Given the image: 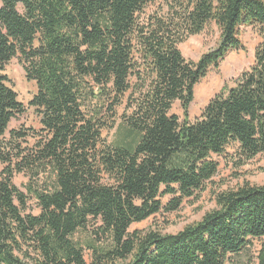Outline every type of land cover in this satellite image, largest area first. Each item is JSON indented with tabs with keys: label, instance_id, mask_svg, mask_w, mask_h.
<instances>
[{
	"label": "trees",
	"instance_id": "trees-1",
	"mask_svg": "<svg viewBox=\"0 0 264 264\" xmlns=\"http://www.w3.org/2000/svg\"><path fill=\"white\" fill-rule=\"evenodd\" d=\"M211 22L216 47L186 59L179 45ZM241 26L262 37L253 63L190 119ZM14 57L36 83L28 106ZM26 107L39 127L9 129ZM230 145L238 165L264 153V0H0V264H237L253 242L264 264V183L219 192L176 233L130 230L196 196Z\"/></svg>",
	"mask_w": 264,
	"mask_h": 264
},
{
	"label": "rangeland",
	"instance_id": "rangeland-1",
	"mask_svg": "<svg viewBox=\"0 0 264 264\" xmlns=\"http://www.w3.org/2000/svg\"><path fill=\"white\" fill-rule=\"evenodd\" d=\"M219 34L218 27L211 22L201 33L190 36L180 44L179 48L186 59L196 62L203 53L216 47L219 42ZM239 38L242 48L229 51L224 59L217 66L209 68L205 76L194 86L193 101L188 108L190 119L198 117L203 107L223 85H231V81L253 63V50L262 41L261 35L250 26H241ZM5 72L18 94V99L25 106H28L29 99L36 91L35 81L26 79L23 66L17 57L12 58L6 65ZM26 109L25 113L10 121L9 129L21 124L39 127L38 117L33 109L30 107H26ZM172 113L177 114L181 119L183 117L177 102L172 107ZM113 134L114 130L104 131L108 140L113 138ZM235 151V145H230L222 156H212L218 162L216 174L205 182L196 196L184 199L178 210L152 215L143 221L134 223L130 230L158 229L163 233H176L184 226L200 220L207 211L214 209L216 207L215 198L219 192L235 189L245 182L255 185L263 184L264 153L255 156L242 165H238ZM26 181L27 178L21 174L12 179L16 187L23 192H25L24 184ZM167 198L164 197V201ZM26 211L34 214L39 211L35 200L31 197L27 200ZM253 243L254 245L248 252L236 257L235 263L255 264L258 242Z\"/></svg>",
	"mask_w": 264,
	"mask_h": 264
}]
</instances>
